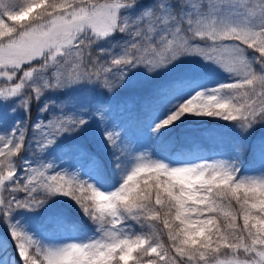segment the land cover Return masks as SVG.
<instances>
[{
  "label": "snow or ice",
  "instance_id": "6c2138e0",
  "mask_svg": "<svg viewBox=\"0 0 264 264\" xmlns=\"http://www.w3.org/2000/svg\"><path fill=\"white\" fill-rule=\"evenodd\" d=\"M208 66L227 79L204 86ZM124 93L143 149L112 121L133 106L113 103ZM189 117L231 133L209 130L212 149L189 139L177 160L150 154ZM93 122L94 149L44 159ZM54 197L81 216L22 222ZM0 226V264H264V0H0Z\"/></svg>",
  "mask_w": 264,
  "mask_h": 264
},
{
  "label": "rangeland",
  "instance_id": "374dc122",
  "mask_svg": "<svg viewBox=\"0 0 264 264\" xmlns=\"http://www.w3.org/2000/svg\"><path fill=\"white\" fill-rule=\"evenodd\" d=\"M187 59L189 62L198 61L203 63L202 61H199L198 57ZM226 79L227 74L221 71L219 68H216L215 66H208L205 68V76L203 79L204 86L214 87L217 83L223 82ZM75 95L76 93L73 90L65 89L61 92L53 93L51 98L57 103H60ZM97 98L103 99V97ZM137 101L138 97L134 94L124 93L118 95L113 100L115 105L132 103L133 106L129 111H123L120 108H115L112 113V121L118 125V130H121L122 134L130 139L137 149H143L149 144V135L147 127H143V130H141L140 125L144 120V115L140 111ZM68 110H72L71 106H69ZM18 118H23L22 112L19 114ZM211 129H223L226 134L231 133L227 122L213 120L209 117H189L187 119L177 121L175 127L170 126L168 131H161L159 137L166 136L168 132H172L176 134V141H181V143L185 142V145H189L187 141L191 139L200 141L202 146L206 147V149H212L214 146L205 139L206 133ZM93 131H95L94 122L88 130L80 135L61 137L55 145H53L46 153H44V159H56L59 163V156L65 149L71 151L73 145H79L80 147L88 148L89 150L94 149L96 145L92 143V136L90 135V133ZM257 136V133H253V135L249 138V145H254L259 142ZM159 137L148 149L150 154H155L157 156L163 154L168 159L177 160L179 158V154L169 152L167 147L168 138L165 139L166 141L164 140V144H159ZM95 139L97 142H99L100 137L98 134L96 135ZM253 152L254 149L250 147L241 158L242 167L249 171L257 168V157L253 155ZM104 157L105 159L108 158L107 152L104 153ZM76 164L77 161L70 158L61 164V166L68 167L69 165L75 166ZM81 169L83 174V165H81ZM37 211L39 214L38 217L25 213L22 217V222H33L37 218L42 221L46 216L58 212L67 215L73 220L81 216L79 209L76 208L73 202L68 200L66 197H54L43 209H38ZM74 212H77L78 215L73 214ZM34 226L35 225L33 224V227ZM2 235H6V232L3 230L2 226H0V236Z\"/></svg>",
  "mask_w": 264,
  "mask_h": 264
},
{
  "label": "trees",
  "instance_id": "16d2710c",
  "mask_svg": "<svg viewBox=\"0 0 264 264\" xmlns=\"http://www.w3.org/2000/svg\"><path fill=\"white\" fill-rule=\"evenodd\" d=\"M175 144H176L175 142H171V143H170V145H171V147H172V148H174ZM188 148H190V147L188 146ZM73 214H76V215H78V213H77V212H74Z\"/></svg>",
  "mask_w": 264,
  "mask_h": 264
}]
</instances>
